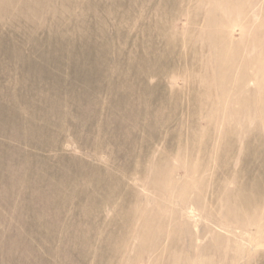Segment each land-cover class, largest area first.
<instances>
[{
	"label": "rangeland",
	"instance_id": "rangeland-1",
	"mask_svg": "<svg viewBox=\"0 0 264 264\" xmlns=\"http://www.w3.org/2000/svg\"><path fill=\"white\" fill-rule=\"evenodd\" d=\"M0 264H264V0H0Z\"/></svg>",
	"mask_w": 264,
	"mask_h": 264
}]
</instances>
